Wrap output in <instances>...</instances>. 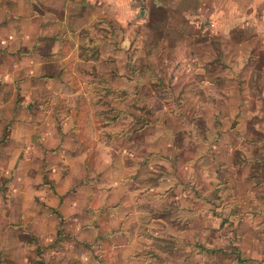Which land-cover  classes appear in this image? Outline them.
I'll return each mask as SVG.
<instances>
[{"label": "rangeland", "instance_id": "1", "mask_svg": "<svg viewBox=\"0 0 264 264\" xmlns=\"http://www.w3.org/2000/svg\"><path fill=\"white\" fill-rule=\"evenodd\" d=\"M113 2L102 7L111 16L81 33V55L100 68H85L95 78L85 91L99 97L98 127H113L99 131L106 144L91 159L144 162L140 187L131 186L144 212L131 219L142 236L168 242L161 249L173 262L161 264H264V0ZM0 120V142L24 143ZM78 120L81 129L92 121ZM84 132L69 137L73 151L92 144ZM49 157L57 170L68 168ZM45 169L38 161L28 172L37 178ZM7 170L27 167L0 164L1 189Z\"/></svg>", "mask_w": 264, "mask_h": 264}, {"label": "crops", "instance_id": "2", "mask_svg": "<svg viewBox=\"0 0 264 264\" xmlns=\"http://www.w3.org/2000/svg\"><path fill=\"white\" fill-rule=\"evenodd\" d=\"M113 1L0 0V119H9L13 136L24 139L0 142V164L27 167L15 176L5 171L7 188L0 187V264H34L32 255L42 264L173 262L171 250L161 249L168 242L142 236V223L131 219L144 212L131 189L132 183L133 189L140 187L137 175L144 162L116 166L113 157L91 159L106 144L99 131L113 127H98L99 97L85 91L84 85L95 84L94 77L83 74L85 68L88 73L100 68L96 57L81 55V33L111 16L102 7L112 9ZM121 1L115 0L120 6ZM79 105L86 109L80 115ZM82 116L92 121L81 129ZM82 130L92 144L73 151L69 137L78 139ZM50 154L68 168L57 170ZM38 161L46 169L34 178L28 171ZM114 168L123 178L114 175ZM149 230L157 236L162 232L156 222Z\"/></svg>", "mask_w": 264, "mask_h": 264}]
</instances>
